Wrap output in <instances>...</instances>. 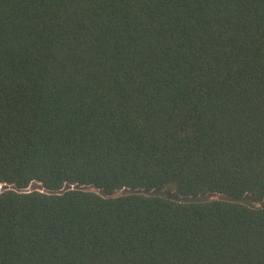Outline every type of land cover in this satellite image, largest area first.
Instances as JSON below:
<instances>
[{"label": "trees", "instance_id": "obj_1", "mask_svg": "<svg viewBox=\"0 0 264 264\" xmlns=\"http://www.w3.org/2000/svg\"><path fill=\"white\" fill-rule=\"evenodd\" d=\"M0 264H264V0H0Z\"/></svg>", "mask_w": 264, "mask_h": 264}, {"label": "rangeland", "instance_id": "obj_2", "mask_svg": "<svg viewBox=\"0 0 264 264\" xmlns=\"http://www.w3.org/2000/svg\"><path fill=\"white\" fill-rule=\"evenodd\" d=\"M33 186H35V185H33ZM166 194L169 195V196H174V197H176V195L173 194V193H166ZM215 197H217V195L198 196V197H195V198L193 197V198H189V199H195V200H198V199L215 198ZM247 201L249 202L250 200L247 199ZM254 204H256V205H261L262 203H254Z\"/></svg>", "mask_w": 264, "mask_h": 264}, {"label": "water", "instance_id": "obj_3", "mask_svg": "<svg viewBox=\"0 0 264 264\" xmlns=\"http://www.w3.org/2000/svg\"><path fill=\"white\" fill-rule=\"evenodd\" d=\"M34 188H37V189H39V190H40V189H43V188H41V187H39V186H37V185H35Z\"/></svg>", "mask_w": 264, "mask_h": 264}]
</instances>
